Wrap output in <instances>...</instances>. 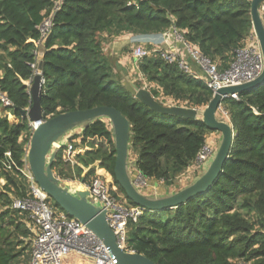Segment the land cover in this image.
<instances>
[{
	"label": "trees",
	"instance_id": "trees-1",
	"mask_svg": "<svg viewBox=\"0 0 264 264\" xmlns=\"http://www.w3.org/2000/svg\"><path fill=\"white\" fill-rule=\"evenodd\" d=\"M60 7L54 10L56 2ZM52 15L44 43L41 104L46 118L97 106L118 109L130 122V160L147 179L172 185L194 166L212 131L202 120L163 115L138 100L121 81L107 45L121 36L160 34L174 26L222 69L253 31L251 0H0V88L18 122L0 114V264H29L36 229L28 212L12 207L31 196L27 155L31 128L23 111L32 104L29 87L39 25ZM132 58H134L132 56ZM147 88L164 105L205 108L214 93L204 78L168 63L159 52L136 62ZM235 137L212 185L173 208L145 210L128 223L127 248L157 264H264V82L224 100ZM104 138L110 149L92 148L72 165L58 151L52 168L61 179L95 177L99 161L114 175L112 129L98 119L80 134L75 148ZM73 143L74 138L72 139ZM9 153V155H8ZM99 172H102L101 170ZM182 189V188H181ZM58 208L59 205L56 204ZM59 210H62L61 208Z\"/></svg>",
	"mask_w": 264,
	"mask_h": 264
},
{
	"label": "water",
	"instance_id": "water-1",
	"mask_svg": "<svg viewBox=\"0 0 264 264\" xmlns=\"http://www.w3.org/2000/svg\"><path fill=\"white\" fill-rule=\"evenodd\" d=\"M263 4L264 0H251L253 29L263 55V70L261 74L253 81L219 88L205 108L164 105L147 88L138 87L129 77L126 81H122V84L138 100L152 110L163 115H177L202 120L212 131L221 134V139L217 148H215L213 156L203 166L202 171L194 181L184 188L164 195H146L141 192L131 176V168L135 167V161L130 160V122L122 112L114 107L97 106L86 110L60 113L46 119L32 132L27 163L36 183L63 211L85 224L86 227L104 241L105 245L115 256L116 264L157 263L143 254L129 252L120 247L114 231L107 222L106 210L98 203L90 200L88 190L78 189L71 184L62 183V180L56 175L52 165L58 151L68 143V139H65L66 134L75 129H81L83 132L91 123L98 119L111 122L116 150L114 175L127 197L138 207L146 210L173 208L204 192L219 177L223 165L229 157L235 137L231 123L217 116L219 104L232 94L251 90L264 82V19L261 15V6ZM43 63L44 60L41 59L38 65L40 70L43 68ZM42 78V73L36 74L30 86L32 104L29 110L23 111V115L29 121H39L44 118L41 104L44 94ZM84 176L82 182L84 181Z\"/></svg>",
	"mask_w": 264,
	"mask_h": 264
},
{
	"label": "built area",
	"instance_id": "built-area-1",
	"mask_svg": "<svg viewBox=\"0 0 264 264\" xmlns=\"http://www.w3.org/2000/svg\"><path fill=\"white\" fill-rule=\"evenodd\" d=\"M60 4V1L56 2L54 10H57ZM263 13L264 4L261 6V15L264 19ZM52 26L53 20L52 15H50L39 25L40 37L31 40L34 43V61L31 63L33 75L30 79L24 81L29 87V93L33 77L36 74L42 73L38 65L40 60L43 59L44 43L51 32ZM160 34L165 42L173 36L176 42L180 43L182 47L172 45L166 50L158 47V45H153L154 48L138 45L133 50L135 61L137 62L152 52H159L166 62L177 63L182 71L191 74L197 79L204 78L207 86L213 93L225 86L239 85L253 81L263 70V55L254 29L247 37L245 45L236 50L232 62L223 69L205 56L198 48L193 47L185 39L183 33L174 26ZM193 64L201 70V74L194 70ZM140 77H142L141 74ZM45 82L46 80L43 75V87ZM229 97L238 99V94H232ZM0 106L7 110H10L14 106L11 98L6 92L1 90V88ZM29 108L30 107L26 108V110H29ZM219 114L223 115L220 119L230 122L228 111L224 106V101L218 106L217 116ZM46 119L48 118L44 116V118L39 121H29L31 134ZM93 139L94 138H91L90 140ZM84 147L85 151L92 149L89 144H86ZM75 150L76 148H74L73 142L69 141L63 151L69 155V158L65 157V161L70 162L72 165L77 163L71 158ZM214 151L215 147L211 146L207 139L206 143L200 149L193 167H195L196 170L203 168L213 156ZM98 167H101L100 162L96 165L94 178L89 181H80L79 184L82 185V188L76 186L71 179L63 182L76 186L78 189L88 190L90 200L94 203H98L106 210L107 222L114 231L120 247L124 248L126 251L134 252L127 248L128 223L130 220L137 221V218L146 209L130 205L127 199L120 194L118 186L113 179H106L99 172L101 169ZM26 173L31 180V196L15 198L12 207L20 211L28 212L36 229L29 264H68L66 258L70 253L89 257L93 260V264H116L115 256L105 245L104 241L91 229L86 227L85 224L73 218L65 211L55 210L49 201L50 198L36 183L32 173L27 170ZM133 181L138 187H148V179L145 178L141 172H138V175Z\"/></svg>",
	"mask_w": 264,
	"mask_h": 264
},
{
	"label": "crops",
	"instance_id": "crops-1",
	"mask_svg": "<svg viewBox=\"0 0 264 264\" xmlns=\"http://www.w3.org/2000/svg\"><path fill=\"white\" fill-rule=\"evenodd\" d=\"M141 36L140 37H138L136 35L121 36V37L115 39L114 41L110 42L107 45L106 53L110 58H112L113 61L116 62V64H117L116 69L118 71V74H122L121 81H126L127 78L129 77L130 80H132L136 84V80L140 76L139 73L137 76H133V73H134L133 71L137 69L135 59L133 58L132 62L128 61V57L126 55H124L125 50L127 49L128 46H130V43H132L134 41L137 42L136 40L133 41L134 38L138 37L137 40L139 41L140 44L148 43L149 45H158V47H160L162 49H166V50L169 49L170 46H172V45L177 46V47H182L180 43L176 42V40L173 36L170 37L167 42H165L163 40V38L161 37V34H151V35H141ZM193 68L197 73L201 74V72L199 71V68L196 65L193 64ZM77 130H79L80 131L79 133L81 134V132H82L81 129H75V130L69 132L68 134H66L65 139H68V142L72 141V139H73L72 133L74 131H77ZM209 138L211 140L213 139L216 141L215 148H217L218 143L221 139V134L219 132H211L207 136V139H209ZM131 160L135 161V157L133 156L131 158ZM97 162L99 163V161H97ZM97 162H96V165H97ZM93 167H95V164L93 165ZM98 168L101 169L102 172H100V173L106 179L110 180V178L113 177L105 168H103V167H98ZM138 172L139 171L136 169V167L131 168L132 179H134L138 175ZM113 181H114V179H113ZM160 185L161 184L159 182H157L156 180L148 179V187H145V188L138 187V186L137 187L141 190L142 193H144L146 195H164V194L172 193V192L176 191V190H170L169 192H166V193L158 192ZM78 187H79V185H78Z\"/></svg>",
	"mask_w": 264,
	"mask_h": 264
},
{
	"label": "rangeland",
	"instance_id": "rangeland-1",
	"mask_svg": "<svg viewBox=\"0 0 264 264\" xmlns=\"http://www.w3.org/2000/svg\"><path fill=\"white\" fill-rule=\"evenodd\" d=\"M263 15H264V13H263ZM136 36L140 37L141 35H136ZM137 38L133 39V41L136 40L137 42L134 41V42L130 43V46L127 47V49L125 50V53H124V55H126L128 57V61H131V62L133 61V58H132L133 50H134V48L136 46L143 45V46H146L148 48L149 47L150 48H154L153 45H149L148 43L140 44L139 41L137 40ZM199 71L201 72L200 69H199ZM133 72H134L133 76H137L138 73L140 74L138 68L136 70H134ZM167 105H169V104H167ZM200 109H203V108H200ZM0 114H2L3 116H7L8 120L10 122H18V119L14 115H12L10 111L5 110V108L2 107V106H0ZM218 116H219V118L223 117L222 114H219ZM106 121L108 122L109 127L111 128V122L109 120H106ZM79 132L80 131L77 130V131H74L72 133V137L74 138V142H76V143H73L74 144V148L77 145V142L79 141V138H80V133ZM89 142L90 143H87V144H89L90 147H92V148L103 147L105 149H110V147H111L110 144L108 143V141L106 139H104V138H94L93 140H90ZM208 142H209V144L211 146H213V147L216 146V141L215 140H213V139L211 140L209 138ZM84 148H85L84 146L77 147L75 152L71 156V158L74 159L77 162L76 156L78 154H83L85 152ZM65 157L69 158V155H67V153L63 152V159L64 160H65ZM25 167H28V163H27V165ZM94 168H96V163H95V167ZM88 169L89 168H84L83 176L87 173ZM202 169L203 168H201V169L199 168V169L196 170L195 167H190L188 169V171L185 172L183 175H181L179 178H177L171 186L170 185H166L165 183L161 182L160 183L161 185L159 186L158 192L166 193V192H169L170 190H180L181 188H184L185 186L189 185L192 181H194L193 179H195L199 175V173L202 171ZM66 180H68V179H63L62 183H63V181H66ZM72 181H73V183L76 186H78V184L82 180L80 178H77V179H74ZM3 184H5V181L1 180L0 181V189L2 188ZM49 201H50L51 205L54 207V209L59 211L60 208H58L56 206L55 201L52 198H50ZM24 254L25 255H24V257L22 259H24V261H25L28 258V263H29V252H25ZM66 261H67L68 264H93V260L91 258L86 257V256H82V255H79V254H75V253H70V255L67 256Z\"/></svg>",
	"mask_w": 264,
	"mask_h": 264
},
{
	"label": "bare ground",
	"instance_id": "bare-ground-1",
	"mask_svg": "<svg viewBox=\"0 0 264 264\" xmlns=\"http://www.w3.org/2000/svg\"><path fill=\"white\" fill-rule=\"evenodd\" d=\"M79 185V188H82V185L81 184H78Z\"/></svg>",
	"mask_w": 264,
	"mask_h": 264
}]
</instances>
